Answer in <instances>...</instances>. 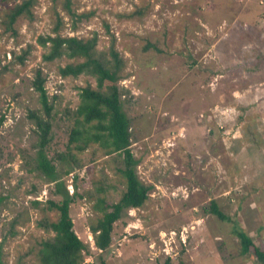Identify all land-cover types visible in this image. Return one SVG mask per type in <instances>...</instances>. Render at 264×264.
I'll use <instances>...</instances> for the list:
<instances>
[{"label": "rangeland", "instance_id": "1", "mask_svg": "<svg viewBox=\"0 0 264 264\" xmlns=\"http://www.w3.org/2000/svg\"><path fill=\"white\" fill-rule=\"evenodd\" d=\"M21 1L0 0L3 264H39L40 242L53 235L44 225L58 217L46 203L61 195L35 167L38 137L27 117L41 111L36 69L52 103L44 153L75 193L69 214L89 246L80 264H262L240 252L230 223L209 207L215 201L264 245V0H33L31 17L8 29L4 12ZM56 33L95 36L105 58L117 51L127 147L149 186L145 201L115 221L103 251L89 225L101 215L96 200L114 202L124 190L123 154L68 143L80 87L96 81L86 72L62 76L67 55L43 59L49 43L39 37Z\"/></svg>", "mask_w": 264, "mask_h": 264}, {"label": "trees", "instance_id": "2", "mask_svg": "<svg viewBox=\"0 0 264 264\" xmlns=\"http://www.w3.org/2000/svg\"><path fill=\"white\" fill-rule=\"evenodd\" d=\"M9 1L2 0L6 4ZM32 1L22 0L6 8L4 16L8 29L12 28V23L18 16L26 14L31 17ZM38 43L44 47L46 43H49L42 56L45 61H52L62 55H67L71 59L70 62L58 67V72L62 76H77L86 72L92 75L96 81L95 87L89 84L80 87L79 103L73 111L75 119L69 133L68 143H74L78 150H82L88 143L97 142L107 152L123 154L124 164L119 168V172L125 180L124 190L114 202L108 203L104 198H98L95 207L101 211V215L95 223L89 225L94 246L103 251L110 245L115 221L121 217L124 210L140 206L148 197L149 190V186L138 179L134 171L136 161L127 147L130 137L128 118L122 111L120 86L118 85V79L121 77V59L114 49L110 50L111 58L98 55L95 50V36L84 39L72 35L61 36L56 33L54 36L39 37ZM32 85L37 92L41 108L40 112L33 110L27 114V117L35 125L38 137L35 167L48 181L54 182V192L61 195L58 201L48 200L46 203L48 209H55L58 212V217L55 221L46 222L44 225L53 231V235L40 242L39 264H80L83 253L88 250L89 246L75 233L69 214V207L74 200L75 193H68L64 181L58 175L57 167L44 153L50 139L51 123L49 118L52 103L48 99L40 69H36ZM77 141L81 143L75 144ZM64 172L69 171L65 170ZM209 211L217 219L230 223V230L239 240L242 254L250 253L257 261L264 264V245L257 246L251 237L240 228L236 220L225 215L219 209L215 201H211ZM0 264H3L1 256ZM99 264L107 263L101 258Z\"/></svg>", "mask_w": 264, "mask_h": 264}]
</instances>
